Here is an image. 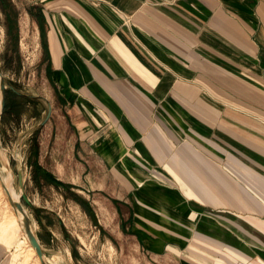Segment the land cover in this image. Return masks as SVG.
<instances>
[{
	"label": "crops",
	"instance_id": "obj_1",
	"mask_svg": "<svg viewBox=\"0 0 264 264\" xmlns=\"http://www.w3.org/2000/svg\"><path fill=\"white\" fill-rule=\"evenodd\" d=\"M26 1L52 134L115 184L126 229L179 264H264V0ZM40 150L31 180L66 187Z\"/></svg>",
	"mask_w": 264,
	"mask_h": 264
},
{
	"label": "rangeland",
	"instance_id": "obj_2",
	"mask_svg": "<svg viewBox=\"0 0 264 264\" xmlns=\"http://www.w3.org/2000/svg\"><path fill=\"white\" fill-rule=\"evenodd\" d=\"M29 7L26 0H0V72L10 108L4 117L9 132H0L5 153L1 154L10 164L18 192V171H23L24 193L32 204L26 205L22 198L20 203L36 225V233L45 241L53 240L44 244L45 255H59L61 264H179L169 256L151 254L140 244L126 229L122 210L127 209L121 206L124 197L115 184L97 164H85V159L73 154L68 133L52 134L61 122L52 113L45 121L49 107L54 108L55 91L46 78L43 38L28 15ZM36 145L46 158L44 166L66 187H39L31 180L34 169L29 163ZM7 172L1 164L5 181ZM68 184L82 193L72 192ZM1 187L8 190L0 181V239L10 237L3 243L11 252V264H41Z\"/></svg>",
	"mask_w": 264,
	"mask_h": 264
},
{
	"label": "water",
	"instance_id": "obj_3",
	"mask_svg": "<svg viewBox=\"0 0 264 264\" xmlns=\"http://www.w3.org/2000/svg\"><path fill=\"white\" fill-rule=\"evenodd\" d=\"M6 81H5V77L3 76V74L0 72V90H1V112H0V131H1V125H2V120H3V116L5 113V107H6ZM51 113H52V108L51 106L49 107V111L46 117V120H49L51 117ZM2 146L1 144V138H0V147ZM10 168V166H9ZM11 170V168H10ZM18 184L19 187L21 189V191L23 192L21 198L24 200L25 204L28 206H31V202L29 200V198L25 195L24 191H25V184H24V175H23V171H18ZM9 201L11 202L14 211L16 213L21 214L22 216V226L23 229L25 231V234L30 242V244L33 246V248L35 249L37 255L39 256L41 263L42 264H48L45 260V253H44V249L39 241V238L37 236V233L35 231V229H33V224L31 223V220L29 218V216L27 215V213L25 212L24 208L22 207V205L20 203H16L13 198L11 197V194L8 190H5Z\"/></svg>",
	"mask_w": 264,
	"mask_h": 264
},
{
	"label": "bare ground",
	"instance_id": "obj_4",
	"mask_svg": "<svg viewBox=\"0 0 264 264\" xmlns=\"http://www.w3.org/2000/svg\"><path fill=\"white\" fill-rule=\"evenodd\" d=\"M1 102H2V99H1V90H0V112H1ZM1 164H3L4 166H6V168H7V174L5 175V179H6V181L4 180V178H3V176H2V174H1ZM9 166H10V164H9V162H8V160L1 154V151H0V181H1V183L5 186V187H7V189H8V191L10 192V194H11V197L13 198V200L16 202V203H19V200H18V194H17V191H16V189H15V187H14V180H15V178H14V174H13V171H12V169L10 170V168H9ZM20 170V169H19ZM9 203H10V205H11V208H12V210H13V212L15 213V215H16V217H17V219H18V222H19V224H20V226H21V228H22V231H23V233H24V235L26 236V234H25V231H24V229H23V226H22V223H21V220H22V216H21V214H19V213H16L15 211H14V208H13V206H12V204H11V202L9 201ZM17 222V221H16ZM20 231H21V229H19ZM21 231V232H22ZM8 238H10L8 235H6V236H4V237H2V242H5V241H9L8 240ZM26 238H27V236H26ZM27 240H28V238H27ZM28 242H29V240H28ZM30 243V242H29ZM8 244H10L9 242H8ZM31 245V244H30ZM10 246V245H9ZM32 246V245H31ZM33 247V246H32ZM34 249V248H33ZM35 250V249H34ZM33 250V251H34ZM36 252V251H35ZM37 254V253H36ZM53 256V255H52ZM17 257V256H16ZM37 257H39V256H37ZM38 259H40V258H38ZM45 260H46V262L47 263H54V264H61V262H62V257H59V256H57V255H55L53 258H49V257H46L45 258ZM64 260V259H63ZM40 262H41V260H40ZM42 264V263H41Z\"/></svg>",
	"mask_w": 264,
	"mask_h": 264
},
{
	"label": "trees",
	"instance_id": "obj_5",
	"mask_svg": "<svg viewBox=\"0 0 264 264\" xmlns=\"http://www.w3.org/2000/svg\"><path fill=\"white\" fill-rule=\"evenodd\" d=\"M6 1H8V0H6ZM29 14H30V16H31L33 19L40 17V12H39V10H36V11H35V9H33V8H32L31 10H29ZM5 110H6V107H5ZM37 169H38L40 172H42V173L44 174V176H48V174L45 173V172H43V171H41V169H40L39 167H37ZM56 184H57L58 186L63 185L61 182H58V181H56Z\"/></svg>",
	"mask_w": 264,
	"mask_h": 264
}]
</instances>
